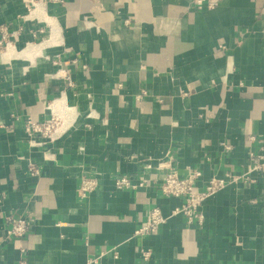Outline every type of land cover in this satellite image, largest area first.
Instances as JSON below:
<instances>
[{
    "label": "crops",
    "instance_id": "0c3cea01",
    "mask_svg": "<svg viewBox=\"0 0 264 264\" xmlns=\"http://www.w3.org/2000/svg\"><path fill=\"white\" fill-rule=\"evenodd\" d=\"M41 3L0 0V264H264V163L206 198L201 223L179 214L149 234L134 232L147 210L181 199L113 185L149 165L198 169L202 189L262 162L264 0ZM26 116L56 117L57 137L29 146ZM18 216L27 231L8 236Z\"/></svg>",
    "mask_w": 264,
    "mask_h": 264
},
{
    "label": "built area",
    "instance_id": "2783aa9c",
    "mask_svg": "<svg viewBox=\"0 0 264 264\" xmlns=\"http://www.w3.org/2000/svg\"><path fill=\"white\" fill-rule=\"evenodd\" d=\"M46 0H21L23 6L30 10L37 2ZM205 3V0H193L196 8L200 9ZM208 7L214 5L207 3ZM127 22V21H126ZM11 34L8 32L6 26L0 28V46L6 44L10 40ZM58 120L56 117L51 116L43 121L33 119L31 116L24 117L23 130L27 137L28 145L31 147L40 146L46 142L52 141L57 137ZM224 149H228L229 145L222 144ZM251 160L248 169L242 174H232L230 172L224 173L221 177L212 176L207 179L202 189H196V180L201 176V171L198 169H188L185 176L180 177L176 171L169 168L167 171L148 172L151 167L145 165V171L138 177L131 175H121L114 179L113 185L116 190L122 189H136L148 185H156L160 191L169 196L178 197L181 203L176 206L170 213H165L158 207H150L145 216L143 223L134 231L135 234H149L154 233L158 227L165 223L170 217L175 215H182L187 224L201 223L203 215L199 210L201 203L216 191L223 189L227 184L238 180L254 181L251 171H256L261 168L264 163L259 162L252 154H249ZM159 166L155 171H158ZM30 172L36 174L37 169L30 165ZM97 186V175H82L77 187V196L80 199L88 197ZM6 220L10 223L7 229V235L11 237H22L27 231L28 224L24 217H7ZM116 257V252L114 251ZM150 255V250H143L141 256L147 259Z\"/></svg>",
    "mask_w": 264,
    "mask_h": 264
},
{
    "label": "bare ground",
    "instance_id": "6f19581e",
    "mask_svg": "<svg viewBox=\"0 0 264 264\" xmlns=\"http://www.w3.org/2000/svg\"><path fill=\"white\" fill-rule=\"evenodd\" d=\"M39 4H42V3H41V2H37V3H35L32 9H34V7H36V6L39 5ZM10 43H11V42L6 43L5 46L9 45ZM5 50H6V49H5ZM5 50H4V51H5Z\"/></svg>",
    "mask_w": 264,
    "mask_h": 264
},
{
    "label": "rangeland",
    "instance_id": "374dc122",
    "mask_svg": "<svg viewBox=\"0 0 264 264\" xmlns=\"http://www.w3.org/2000/svg\"><path fill=\"white\" fill-rule=\"evenodd\" d=\"M1 46H4V44H2Z\"/></svg>",
    "mask_w": 264,
    "mask_h": 264
}]
</instances>
